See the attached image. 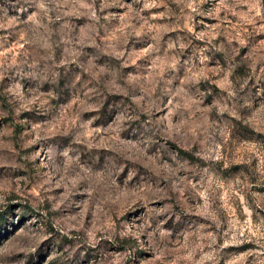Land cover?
Instances as JSON below:
<instances>
[{
  "label": "rangeland",
  "instance_id": "rangeland-1",
  "mask_svg": "<svg viewBox=\"0 0 264 264\" xmlns=\"http://www.w3.org/2000/svg\"><path fill=\"white\" fill-rule=\"evenodd\" d=\"M0 264H264V0H0Z\"/></svg>",
  "mask_w": 264,
  "mask_h": 264
},
{
  "label": "trees",
  "instance_id": "trees-1",
  "mask_svg": "<svg viewBox=\"0 0 264 264\" xmlns=\"http://www.w3.org/2000/svg\"><path fill=\"white\" fill-rule=\"evenodd\" d=\"M182 154H185L183 151H180Z\"/></svg>",
  "mask_w": 264,
  "mask_h": 264
}]
</instances>
